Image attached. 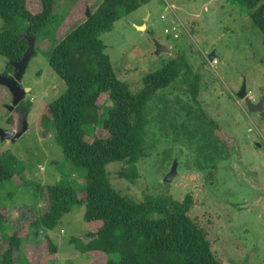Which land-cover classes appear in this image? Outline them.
<instances>
[{
  "label": "rangeland",
  "instance_id": "rangeland-1",
  "mask_svg": "<svg viewBox=\"0 0 264 264\" xmlns=\"http://www.w3.org/2000/svg\"><path fill=\"white\" fill-rule=\"evenodd\" d=\"M77 1L54 0L52 18L35 37V52L20 81L21 87L28 89L22 102H30V110L27 105L22 108L27 114L22 115V127L16 129L13 138H0V159L16 166L20 175L17 180L0 182V215L5 216L0 231L4 234L16 225L18 230L23 229L30 216L39 215L44 201L41 189L64 175L85 180V170L74 167L64 156L54 128L41 119L45 107L66 90L52 71L49 56L70 26L81 23L69 13ZM82 1L93 8L102 2ZM27 7L37 13L41 2L27 0ZM117 12L112 29L102 33L100 39L116 76L128 84L132 93L142 88L147 74L161 68L179 51L200 75V85L194 101L180 74L150 98L138 177L134 181L120 177L119 170L126 164L112 161L106 165L110 183L120 194L137 202L147 194L181 199L191 192L196 198L191 214L201 217L219 260L224 264H264V212L261 206L252 204L255 190L249 184L254 177L264 187V109L250 111L244 99L237 96L245 82L252 101L263 100L264 106V35L252 22L250 10L239 0H148L130 13L122 7ZM180 22L186 28L193 27V39L183 28L178 38L164 32V27ZM3 24L0 18V31ZM143 24L146 27H137ZM24 27L25 23L22 31ZM157 42L170 52L157 54ZM212 51L215 58L209 60ZM6 66L7 60L0 55V75ZM11 102L9 88L0 83L1 128L12 129L6 121L12 116L13 111L7 107ZM112 106L113 101L106 98L101 119L107 117ZM85 130L91 135V127ZM96 133L106 135L102 129ZM212 138L223 139L219 149L208 148ZM174 161L177 174L171 182H164ZM244 169L250 174L240 176ZM84 210L83 205H74L53 229L40 231L42 237L53 240L57 256L45 253L47 257L43 258V254L32 252L33 262L52 258L48 264H89L88 255L81 249L94 234L89 231ZM37 234L22 240L14 256L17 264H25V245ZM111 258L118 259V254Z\"/></svg>",
  "mask_w": 264,
  "mask_h": 264
},
{
  "label": "trees",
  "instance_id": "trees-1",
  "mask_svg": "<svg viewBox=\"0 0 264 264\" xmlns=\"http://www.w3.org/2000/svg\"><path fill=\"white\" fill-rule=\"evenodd\" d=\"M239 1L250 10L252 22L264 35L262 0ZM40 2L41 10L33 13L27 7V0H0V18L4 23L0 31V55L7 60L3 75L13 71L10 62L22 57L28 40L35 38L52 18L54 0ZM147 2L102 0L93 8L78 0L69 12L73 20L81 23L69 25L49 56V65L64 82L66 90L45 107L41 119L54 128L64 156L74 167L85 170V180H73L64 175L57 183L41 189L44 201L39 215L30 216L29 223L21 230L16 225L9 234L0 231V264H17L15 252L22 240L35 232L38 233L36 239L25 245L23 262L48 264L52 258L40 262H33L32 258V252L43 254V258L47 254L57 256L53 240L49 236L42 237L40 231L53 229L74 205L85 207L84 219L90 233L94 234L81 249L88 255L89 264H224L212 250L201 217L191 214L196 206L195 195L190 192L176 199L168 194H147L137 202L120 194L107 175L106 165L120 161L126 164L119 170L120 177L131 181L138 177L137 163L145 152L147 105L159 89L169 86L181 74L191 98L196 101L199 95L200 75L194 72L182 51L147 74L136 93L116 76L100 35L112 29L118 19V7L130 13ZM87 9L91 14L86 18ZM80 16L85 19L81 20ZM189 29L193 31V27ZM106 98L113 101V106L107 117L101 119ZM20 104L23 102L6 120L17 130L22 127V115L25 116L31 106L28 101ZM24 105L27 111H22ZM87 127L92 130L89 136ZM101 129L106 132L105 136L97 135ZM208 143L209 149H219V143ZM19 176L16 166L7 159H0V182L17 180ZM15 213L11 211V215ZM4 220L0 217V225ZM112 254H118V259L111 258Z\"/></svg>",
  "mask_w": 264,
  "mask_h": 264
},
{
  "label": "water",
  "instance_id": "water-1",
  "mask_svg": "<svg viewBox=\"0 0 264 264\" xmlns=\"http://www.w3.org/2000/svg\"><path fill=\"white\" fill-rule=\"evenodd\" d=\"M90 11L87 9L86 11V16H90ZM138 28H143L145 27L143 25H137ZM34 41L35 38H31L28 40V46L23 52L22 57L18 61H13L10 62V64L13 67V71L9 73L8 75H0V83L6 85L11 94H12V102L10 105H8V110L11 112L14 110V108L25 99L26 91L28 90L27 88H23L20 85V81L22 79V75L25 72V69L27 67V64L34 54ZM156 53L159 54L161 51H169L170 48H167L160 43H156ZM215 58V53L214 51L210 52L208 54V59L212 60ZM64 84V82H63ZM237 96L241 99H244L246 102V105L250 111H262L264 109L263 106V100H259L257 103L253 102L251 97L248 95V91L246 89V84L243 82L241 84V87L239 88L237 92ZM25 129V128H24ZM15 130L13 129H6V128H1L0 127V138L2 140L4 139H11L15 135ZM177 174V162L174 161L170 171L166 174L164 178V182H171L173 178ZM253 182L249 183L251 186H253L255 190V198L253 199L252 204H257L262 207L263 212H264V187L260 185L257 180L254 177H251ZM246 183V182H245ZM1 218L5 219L4 215H0Z\"/></svg>",
  "mask_w": 264,
  "mask_h": 264
},
{
  "label": "built area",
  "instance_id": "built-area-1",
  "mask_svg": "<svg viewBox=\"0 0 264 264\" xmlns=\"http://www.w3.org/2000/svg\"><path fill=\"white\" fill-rule=\"evenodd\" d=\"M164 17H165V15L161 14V18H164ZM182 28H183V31L186 34H188L193 39V35H192L190 29L186 28L181 22L179 24L178 23L177 24H173L171 26V28L164 27V32L166 34H172L174 38H178L179 37V32L182 31ZM248 95H249V91H248Z\"/></svg>",
  "mask_w": 264,
  "mask_h": 264
},
{
  "label": "flooded vegetation",
  "instance_id": "flooded-vegetation-1",
  "mask_svg": "<svg viewBox=\"0 0 264 264\" xmlns=\"http://www.w3.org/2000/svg\"><path fill=\"white\" fill-rule=\"evenodd\" d=\"M14 109H15V108H14ZM12 129L15 130V132L17 131L15 128H12ZM19 130H20V129H19ZM215 136H216V135H215ZM212 140H213V141H212ZM222 140H223V139H217V140H216L215 138H214V139H213V138L211 139L212 142H217V143L222 142ZM221 144H222V143H221ZM218 145H220V144H218ZM241 169H243L242 167H240L239 170H240V171H243V170H241ZM249 174H250V173H249L248 171H246L245 169H244V172H240V176H243V175L246 176V175H249ZM247 177H249V176H247ZM247 179H248V178H247Z\"/></svg>",
  "mask_w": 264,
  "mask_h": 264
},
{
  "label": "crops",
  "instance_id": "crops-1",
  "mask_svg": "<svg viewBox=\"0 0 264 264\" xmlns=\"http://www.w3.org/2000/svg\"><path fill=\"white\" fill-rule=\"evenodd\" d=\"M144 26L146 27V24H144Z\"/></svg>",
  "mask_w": 264,
  "mask_h": 264
}]
</instances>
